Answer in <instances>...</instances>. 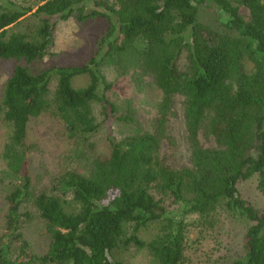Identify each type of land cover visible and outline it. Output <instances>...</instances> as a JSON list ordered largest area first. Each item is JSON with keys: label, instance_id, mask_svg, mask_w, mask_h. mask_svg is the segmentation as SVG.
I'll return each mask as SVG.
<instances>
[{"label": "trees", "instance_id": "obj_1", "mask_svg": "<svg viewBox=\"0 0 264 264\" xmlns=\"http://www.w3.org/2000/svg\"><path fill=\"white\" fill-rule=\"evenodd\" d=\"M202 4L215 5L222 29L199 21ZM71 17L106 21L88 62L36 73L18 62L49 54L57 23ZM9 59L17 63L0 103L10 126L0 264H132L122 252L143 253L149 264H186V217L218 209L252 221L243 251L225 264H264V206L255 209L238 191L258 174L264 195V0H0V62ZM104 62L118 72L114 80L101 73ZM84 75L88 82L75 87ZM127 78L160 91L153 129L107 134L101 148L94 108L114 116L109 94L128 97ZM181 108L188 165L175 167L161 154L162 128ZM44 113L70 145L47 183L30 156L37 147L31 126ZM149 227L155 231L145 238Z\"/></svg>", "mask_w": 264, "mask_h": 264}, {"label": "rangeland", "instance_id": "obj_2", "mask_svg": "<svg viewBox=\"0 0 264 264\" xmlns=\"http://www.w3.org/2000/svg\"><path fill=\"white\" fill-rule=\"evenodd\" d=\"M223 16L215 5L202 4L198 6V19L206 26L222 29L221 21ZM23 28L22 25L14 27L15 30ZM106 29V21L102 19H89L87 22H79L71 17L67 20H61L57 23L53 37V44L50 47V53L42 59L25 63L32 73L39 72L45 68L59 65H79L88 62L94 54L102 33ZM17 63L12 59L0 62V103L2 98L3 85L6 78L11 74L12 68ZM100 71L106 81L116 78L118 72L104 62ZM88 76H80L73 79L72 84L75 87H82L88 82ZM123 81V89L129 92V96L124 98L116 93H110L113 103L116 107L114 116L102 114L98 105L95 106L96 118L101 126L96 132L94 139L98 140V146L108 148L106 135L110 134L117 139L135 133L137 130L152 131L154 120L157 117V104L161 99L160 91L146 81L138 85L132 80ZM146 80V79H145ZM55 78L50 83L51 96L55 90ZM119 89L118 91H122ZM125 90V89H124ZM179 103L183 101L181 96L177 97ZM115 117V118H112ZM118 117V118H117ZM104 119V120H103ZM60 123L44 113L36 119L31 126L30 141L36 142V150L30 153L34 173L42 175L41 183H47L48 175L55 174L64 164L62 157L67 154L70 145L69 141L63 137ZM164 137L161 140V154L165 157L167 163L175 167L188 165V150L186 147L187 131L185 128L182 108L177 110L176 116H171L165 122ZM10 126L4 120L0 110V177H3L1 169L5 161L2 157V150L8 141ZM166 136H169L173 143H170ZM97 136L99 139H97ZM200 135V140L205 145H212V139H205ZM96 137V138H95ZM169 138V139H170ZM93 139V138H92ZM93 139V140H94ZM80 171H85L88 164L82 161L77 164ZM1 181V180H0ZM9 187L0 182V233L3 229V219L6 211L5 195ZM238 191L242 199L255 209H261L264 206V195L258 188V174H254L248 179L238 183ZM188 233L187 245L185 250L186 264H225L234 259L243 251L244 235L252 221L244 218L238 212H231L224 209H218L214 216H202L199 214H189L186 217ZM154 228L149 227L142 232V236L148 238L154 233ZM31 239L38 243V235L29 232ZM44 249L45 241H39ZM122 260H128L132 264H149L147 256L143 253L122 252Z\"/></svg>", "mask_w": 264, "mask_h": 264}]
</instances>
